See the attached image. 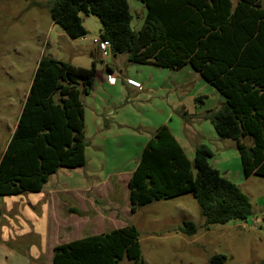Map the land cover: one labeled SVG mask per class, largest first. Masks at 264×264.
Here are the masks:
<instances>
[{
	"label": "trees",
	"instance_id": "obj_1",
	"mask_svg": "<svg viewBox=\"0 0 264 264\" xmlns=\"http://www.w3.org/2000/svg\"><path fill=\"white\" fill-rule=\"evenodd\" d=\"M142 1L147 14L139 31L132 28L128 0L49 3L53 22L70 40L87 36L81 14L96 16L112 56L126 54L131 64L169 71L191 68L224 99L222 107L198 118L209 120L221 139L236 142L247 177L264 178V0H239L235 6L231 0ZM95 63L86 69L53 58L39 61L18 127L0 161V197L42 192L59 170L86 166L82 98L91 93ZM184 116L188 122V113ZM213 155L208 145H196L192 162L172 131L158 128L128 182L131 212L192 193L205 229L246 221L253 215L251 201L210 165ZM198 230L193 222L177 229L186 237ZM124 260L146 264L134 225L57 245L52 264ZM226 261L223 255L211 259L212 264Z\"/></svg>",
	"mask_w": 264,
	"mask_h": 264
},
{
	"label": "rangeland",
	"instance_id": "obj_2",
	"mask_svg": "<svg viewBox=\"0 0 264 264\" xmlns=\"http://www.w3.org/2000/svg\"><path fill=\"white\" fill-rule=\"evenodd\" d=\"M231 1L235 6L239 0ZM128 2L133 18L132 28L139 31L145 22L147 9L142 0ZM81 19L87 36L70 40L53 22L49 0H0V155L9 138L7 118L12 120V114L18 109V94L31 85L43 57L86 69H90L96 61L97 75L91 93L82 98L86 138L91 144H97L95 112L101 115V120L105 119L106 125L113 127L109 129L112 130L109 133L111 140L103 149L92 145L87 150L88 166L84 172L90 176L91 182L106 178L114 180L112 176L117 173V178H124V172L133 169L137 164L136 158L142 154L135 148L137 141L152 137L158 128L167 126L185 147L192 162L193 142L211 147L214 155L209 159L210 165L239 186L253 206V215L246 221L210 225L208 229L204 228L205 218L192 193L154 201L135 213L130 209L125 220L139 231L146 264H212L211 259L218 255L227 258L225 264H264V178L256 175L247 177L236 142L221 139L209 120L195 116L215 110L217 103L214 97L204 99L205 105L195 102L203 85L209 93L215 91L213 86L202 80L196 88L193 84L175 87L169 79L173 75L171 71L151 65L131 64L128 60L125 66L118 68L122 75L137 78L143 92L128 90L120 78L116 86L109 85L103 71L106 63L113 61L104 62L95 52L91 55L93 38L100 37L102 24L96 16L81 14ZM184 112L188 113V122ZM120 123L128 124L130 130L120 128ZM189 126L192 134L186 130ZM245 142L248 145L252 143L248 139ZM125 186L123 183L122 186L117 185V189L115 187L123 193L122 198L126 195ZM10 204L6 198L0 197V264H52V250L45 251L39 259L32 256L30 246L38 243L36 236L29 235L18 240L12 233L9 240L4 239L3 227L15 217V210ZM99 207L104 208L101 204ZM185 222L198 226L195 236L186 237L177 231ZM57 234L53 240L57 239ZM90 234L87 232L83 236ZM121 264L130 262L124 260Z\"/></svg>",
	"mask_w": 264,
	"mask_h": 264
},
{
	"label": "crops",
	"instance_id": "obj_3",
	"mask_svg": "<svg viewBox=\"0 0 264 264\" xmlns=\"http://www.w3.org/2000/svg\"><path fill=\"white\" fill-rule=\"evenodd\" d=\"M95 52V55H99L102 61H107L111 59L113 62H107L103 73L107 75L109 73L117 74L122 80L125 87L136 93H142L143 91H137L129 87L126 84V79L131 78L139 81L133 76L122 75L121 67L126 65L127 57L112 56L103 60L101 54L94 46L91 51V55ZM93 56V55H92ZM153 66V65H151ZM156 67V66H154ZM169 76L170 82L175 87H186L189 84H193L196 88L200 86L202 79L200 76L195 73L191 68L185 67L180 71H171ZM104 78V74L101 76ZM167 79V81L169 80ZM172 80V81H171ZM33 81V80H32ZM105 82V81H104ZM140 82V81H139ZM108 83V82H107ZM119 82L116 83V85ZM208 84V83H207ZM32 85V83H31ZM31 85L27 90H22L19 94L18 100V109L12 114V120L8 119L7 129L9 138L6 142V146L0 155V161L8 147L9 142L11 141L23 112L26 99L29 95ZM110 85V84H109ZM111 85V86H116ZM169 85V84H168ZM199 92V97L196 99L202 98L203 100L208 97H214L216 99L217 106L215 109H218L223 106L224 99L222 96L215 90L210 93L207 92V88L203 85ZM194 91V90H193ZM201 93V94H200ZM204 93V94H203ZM208 93V94H206ZM195 99V102H196ZM202 100V104L205 103ZM9 103V102H8ZM7 103V104H8ZM10 103L9 105H11ZM84 105V104H83ZM219 106V107H218ZM85 111V110H84ZM211 111L207 110L206 112ZM205 112V113H206ZM205 113L198 114L197 116L201 117ZM95 119V133L97 134V144H91L90 140L85 138L87 142V148L85 151L86 155V166L87 164V150L89 147L96 146L97 149H103V146L109 142V133L112 130H109L113 125H106L105 119L101 120L99 117L100 114L94 113ZM85 117V128H86V115ZM120 128L130 130V126L125 123H120L118 125ZM191 127H187L186 130L191 132ZM155 133V132H154ZM153 133V135H154ZM192 134V132H191ZM152 135V136H153ZM175 136V135H174ZM176 137V136H175ZM113 138V137H112ZM152 137H147L145 139L137 141L135 148L138 151H142L147 144V142ZM177 141L180 143L182 148L185 151V147L181 144L180 140L176 137ZM101 143V145H100ZM196 145H201L198 142H193L192 146L195 148ZM186 153V151H185ZM187 155V154H186ZM142 156V154H141ZM141 156L136 158V166L133 169H130L124 172V178H117L119 175L114 174L112 176L115 178L104 179L100 181H90V176L84 172V168L77 170H67L61 169L55 175L51 176L48 180V183L45 185L42 192L39 193H25L18 196H8L3 197L11 203L10 207L15 210V217L9 220L8 224L3 227V237L5 240H9L12 233H15L16 238L24 239L29 235H34L38 238L37 244H31L30 252L34 258H41L44 253L48 250H54L57 245L68 243L74 240L81 239L85 233H91L89 236L103 234L115 229H120L128 226L126 216L130 214L131 204L130 200L128 202V182L136 169ZM188 157V155H187ZM190 160V158L188 157ZM191 161V160H190ZM110 175V174H109ZM110 176V177H111ZM124 183L126 195L122 198V192L117 191V185L122 186ZM116 185V186H115ZM116 189H115V187ZM103 205L104 208L99 207ZM121 204L123 206L121 207ZM79 211V214L73 211ZM123 212V213H122ZM57 239L53 240V237L56 236ZM24 241L25 240H21ZM28 245V242H27ZM46 251V252H45ZM53 257V256H52Z\"/></svg>",
	"mask_w": 264,
	"mask_h": 264
},
{
	"label": "built area",
	"instance_id": "obj_4",
	"mask_svg": "<svg viewBox=\"0 0 264 264\" xmlns=\"http://www.w3.org/2000/svg\"><path fill=\"white\" fill-rule=\"evenodd\" d=\"M93 45L97 48L103 60H107L111 57V43L108 40H104L101 37H95L93 38ZM118 78L119 76L117 74L109 73L107 75V82L110 85H116ZM125 81L129 87L136 89L137 91H143L142 84L137 80L128 78Z\"/></svg>",
	"mask_w": 264,
	"mask_h": 264
}]
</instances>
